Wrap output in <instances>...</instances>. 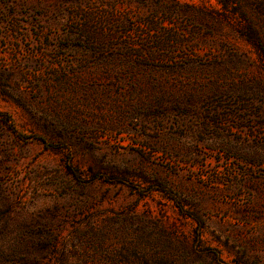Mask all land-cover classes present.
I'll list each match as a JSON object with an SVG mask.
<instances>
[{
	"label": "rangeland",
	"instance_id": "obj_1",
	"mask_svg": "<svg viewBox=\"0 0 264 264\" xmlns=\"http://www.w3.org/2000/svg\"><path fill=\"white\" fill-rule=\"evenodd\" d=\"M239 20L0 0V264H264V49Z\"/></svg>",
	"mask_w": 264,
	"mask_h": 264
},
{
	"label": "trees",
	"instance_id": "obj_2",
	"mask_svg": "<svg viewBox=\"0 0 264 264\" xmlns=\"http://www.w3.org/2000/svg\"><path fill=\"white\" fill-rule=\"evenodd\" d=\"M217 2L225 19L231 20L232 16L240 19L235 26L240 35L256 48L264 49V41L260 38L261 32L264 31V0H217Z\"/></svg>",
	"mask_w": 264,
	"mask_h": 264
}]
</instances>
